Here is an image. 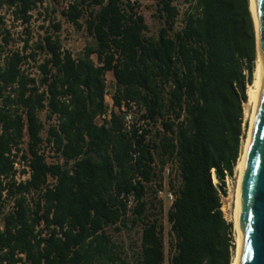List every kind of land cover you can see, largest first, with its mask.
Wrapping results in <instances>:
<instances>
[{
	"label": "trees",
	"instance_id": "trees-1",
	"mask_svg": "<svg viewBox=\"0 0 264 264\" xmlns=\"http://www.w3.org/2000/svg\"><path fill=\"white\" fill-rule=\"evenodd\" d=\"M43 1L0 0V264H131L107 228L137 224L138 264H165L163 204L154 189L163 188L169 162L180 177L167 214L169 264H232L235 228L222 207L225 170L235 176L242 153L257 61L250 0H189L179 28L175 0H158L157 36L145 34L139 0H71L63 15L77 27L85 18L95 40L78 56L64 47L60 21L34 45L25 38L15 47L1 10L12 25L28 27ZM40 54L36 76L29 60ZM108 72L116 104L139 101L151 128L125 131L115 112L96 122L107 107ZM44 110L48 120L57 116L46 139ZM45 140L57 162L39 153ZM14 149L30 154V175L20 182ZM3 197L14 198L12 210L5 212Z\"/></svg>",
	"mask_w": 264,
	"mask_h": 264
},
{
	"label": "rangeland",
	"instance_id": "rangeland-1",
	"mask_svg": "<svg viewBox=\"0 0 264 264\" xmlns=\"http://www.w3.org/2000/svg\"><path fill=\"white\" fill-rule=\"evenodd\" d=\"M71 0H44L43 3H39V7L34 11V18L31 24L28 27L23 26L22 24L12 25V18L10 13L6 10H1L5 12L7 16V25L14 32L16 38L15 47H22L23 40L25 38H30V44L34 43L40 39L46 32V28L51 27L52 21H60L62 24V29L59 32L61 39L63 41L64 47L75 56L81 55L85 48L89 45H94L95 40L92 35L87 31L86 20L85 18L81 19L82 27H77L72 22H70L65 15H63L62 10L67 6ZM139 10L145 17V22L148 26V30L145 32L147 36L155 35L157 36L160 28L163 25L162 20L158 17V0H139ZM175 4L180 9V16L178 22L176 23V28H179L183 25L184 14L189 10L191 6V1L189 0H175ZM53 30V28L51 29ZM96 58V57H94ZM43 59V54L37 57V61L32 59L29 60V70L33 72L36 76L39 75L37 65ZM27 66V65H26ZM107 86L110 88L111 92L115 90V78L112 72L107 73ZM245 107V104H244ZM41 119L45 122V127L42 132L44 138L47 137L48 129L53 121L47 119L46 110L41 112ZM244 122L246 126V136L248 135L249 128V119L246 118L244 114ZM244 138V139H245ZM244 142V140H243ZM243 146V144H242ZM238 170L236 168L235 176L233 181L230 182L228 187V193L223 197V211L226 218L233 222V211L236 204V191L238 184ZM163 177V190L157 194V197L162 200V214L161 219L164 226V238H165V251H166V262L169 264V250H170V232L171 225L168 221V210L172 205L173 198L171 196V184L174 185L176 189L177 185L180 183V177L178 174L176 162H169L162 172ZM154 190H157L155 187ZM154 194L153 189H149L148 196L152 197ZM235 230V229H234ZM108 233L111 235L112 240L119 244L124 250L123 257L126 258L131 264H138V260L141 255V225L137 224L134 227L125 228L121 231H116L114 227L107 228ZM236 250H237V235L234 231Z\"/></svg>",
	"mask_w": 264,
	"mask_h": 264
},
{
	"label": "water",
	"instance_id": "water-1",
	"mask_svg": "<svg viewBox=\"0 0 264 264\" xmlns=\"http://www.w3.org/2000/svg\"><path fill=\"white\" fill-rule=\"evenodd\" d=\"M264 67V0H252ZM237 217L243 238L240 264H264V83L237 191Z\"/></svg>",
	"mask_w": 264,
	"mask_h": 264
},
{
	"label": "built area",
	"instance_id": "built-area-1",
	"mask_svg": "<svg viewBox=\"0 0 264 264\" xmlns=\"http://www.w3.org/2000/svg\"><path fill=\"white\" fill-rule=\"evenodd\" d=\"M244 73L245 75H248V71L246 68H244ZM115 91L116 90H114V92H111L110 88H108V86L106 87L105 104L107 107L102 114L97 116L96 122L98 124H103L105 120H110L112 114L115 112L121 116L125 131L131 132L132 130L136 129L137 132L141 134L143 133L145 128H151V126L149 125L150 121L148 119L142 118V114L144 112L143 105L137 100H131L125 98H123L119 104H116L114 97ZM49 121L50 122L53 121L51 124L57 123V116H54L53 120H49ZM27 142H28V136L25 138V143L22 145V148L24 150H27ZM24 150L17 151L14 149L11 153L12 158H14V171H13L14 178L17 182H20V180H26L30 175V166H29L30 154L27 152V158H23L22 155L24 153ZM39 153L43 154L46 157V160L50 163L58 161V157L52 142L49 143L47 140H45L44 144L39 149ZM214 176L215 175H213V178ZM233 177L234 176H231L229 172L225 170V181H226L227 190L230 185V182L233 181ZM55 181H56L55 178L49 176L47 184L52 186ZM214 183L218 185L220 184V181L218 179L217 180L214 179ZM162 190L163 188L157 189L158 191L157 194H159V192H161ZM4 194L6 193L4 192ZM34 194L35 192L33 191L30 195H27L31 206H33L34 204L32 201V197L34 196ZM171 196L174 200L175 196L172 191H171ZM224 196L225 195H223V197ZM3 200L5 204V208H4L5 212L12 210L14 208L15 201L13 197L10 198L3 197Z\"/></svg>",
	"mask_w": 264,
	"mask_h": 264
},
{
	"label": "bare ground",
	"instance_id": "bare-ground-1",
	"mask_svg": "<svg viewBox=\"0 0 264 264\" xmlns=\"http://www.w3.org/2000/svg\"><path fill=\"white\" fill-rule=\"evenodd\" d=\"M250 6H251L252 14L254 17L255 27H256L257 61H256L255 72H254V80H253V83L248 85V89H247L248 100L245 103V107H244V114L246 118L249 119V128H248V135L244 139V142H243L241 157L236 167L239 173L237 191H238V185H239V181H240V177L242 173V168H243L246 156H247V152H248V148H249V144H250V140L252 136L255 116H256L257 107L259 103V97H260V93H261L263 83H264L263 56H262V51L260 48V37H259V31H258V26H257V19L253 11V7H252V0H250ZM214 179L217 180L216 176H214ZM233 224H234V228H235L236 235H237V250H236V254L234 256L232 264H240L244 243H243L241 230L238 224L237 194H236V204H235V208L233 211Z\"/></svg>",
	"mask_w": 264,
	"mask_h": 264
},
{
	"label": "crops",
	"instance_id": "crops-1",
	"mask_svg": "<svg viewBox=\"0 0 264 264\" xmlns=\"http://www.w3.org/2000/svg\"><path fill=\"white\" fill-rule=\"evenodd\" d=\"M109 73V72H108Z\"/></svg>",
	"mask_w": 264,
	"mask_h": 264
}]
</instances>
